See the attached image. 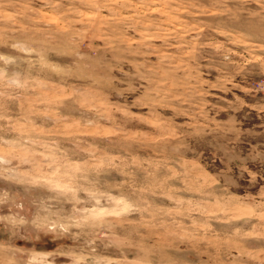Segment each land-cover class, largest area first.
<instances>
[{
	"label": "rangeland",
	"instance_id": "obj_1",
	"mask_svg": "<svg viewBox=\"0 0 264 264\" xmlns=\"http://www.w3.org/2000/svg\"><path fill=\"white\" fill-rule=\"evenodd\" d=\"M0 264H264V0H0Z\"/></svg>",
	"mask_w": 264,
	"mask_h": 264
}]
</instances>
